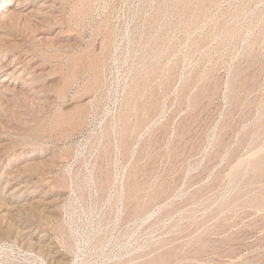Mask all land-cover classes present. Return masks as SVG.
I'll list each match as a JSON object with an SVG mask.
<instances>
[{
    "label": "rangeland",
    "instance_id": "rangeland-1",
    "mask_svg": "<svg viewBox=\"0 0 264 264\" xmlns=\"http://www.w3.org/2000/svg\"><path fill=\"white\" fill-rule=\"evenodd\" d=\"M50 2L0 21V264H264V0Z\"/></svg>",
    "mask_w": 264,
    "mask_h": 264
},
{
    "label": "bare ground",
    "instance_id": "bare-ground-1",
    "mask_svg": "<svg viewBox=\"0 0 264 264\" xmlns=\"http://www.w3.org/2000/svg\"><path fill=\"white\" fill-rule=\"evenodd\" d=\"M8 1H9V0H4L3 3H2V2H1V3H2L3 5H8ZM52 1H54V0H52ZM34 2L38 3V6H37L36 8H38V9H42V8H44V12H45V9H46V8L48 9V8H51V7L53 6V4L50 2V0H15V4L13 3L14 5H13V7H12L11 9H8V10L6 9L4 14L1 13L2 15L0 16V21H4L5 18H8L10 15H13V14L19 13L20 11L28 10V9L30 8L29 6H31ZM58 2H59V1H58ZM9 3H10V2H9ZM11 3H12V2H11ZM86 3H87V1H86ZM2 4H1V5H2ZM1 5H0V6H1ZM58 5H59V4H58ZM1 7H2V6H1ZM2 9H3V8H2ZM184 9H185V8H184ZM187 9H188V7H187ZM57 10H58V9H57ZM40 11H41V10H40ZM174 11H175V10H174ZM178 11H180V9H179ZM184 11H185V10H184ZM189 11H190V10H189ZM28 12H29V11H28ZM30 12H32V10H31ZM57 12H58V11H57ZM176 12H177V11H176ZM186 12H187V11H186ZM193 12H194V11H193ZM32 13H34V12H32ZM36 13H37V11H36ZM46 13H47V12H46ZM50 13H51V12H50ZM21 14H22V13H21ZM23 14H24V13H23ZM28 14H30V13H28ZM38 14H39V13H38ZM179 14H180V13H179ZM190 14H191V12H190ZM42 15H43V14H42ZM185 15H186V13H185ZM185 15H184V16H185ZM29 16H30V15H29ZM40 16H41V14H40ZM50 16H51V15H50ZM56 16H57V15H56ZM10 17H11V16H10ZM13 17H14V16H13ZM21 17H22V16H21ZM34 17H35V16H34ZM47 17H49V16H47ZM190 17H191V15H190ZM51 18H53V17H51ZM51 18H49V19H51ZM80 18H81V15H80ZM183 18H184V17H183ZM185 18H186V17H185ZM14 19H15V18H14ZM39 19H40V18H39ZM177 19H178V18H177ZM6 20H7V19H6ZM22 20H23V19H22ZM181 20H182V19H181ZM183 20L185 21V19H183ZM183 20H182V21H183ZM187 20H188V19H187ZM13 21H14V20H13ZM17 21H18V20H17ZM19 21H20V20H19ZM25 21H26V20H25ZM31 21H32V20H31ZM31 21H30V22H31ZM40 21H41V20H40ZM40 21L37 20V22H40ZM42 21H43V20H42ZM177 21H179V20H177ZM33 22H34V20H33ZM33 22H32V23H33ZM49 22H50V21H49ZM17 23H18V22H17ZM186 24H187V23H186ZM186 24H185V25H186ZM25 25H26V24H25ZM36 25H37V24H36ZM40 25H41V23H40ZM181 25H182V24H181ZM190 25H191V23H190ZM37 26H38V25H37ZM41 26H42V25H41ZM187 26H189V25H187ZM3 27H4V25H3ZM25 27H26V26H25ZM23 28H24V27H23ZM26 28H27V27H26ZM15 29H16V28H15ZM39 29L41 30V28H39ZM7 30H8V29H7ZM12 30H13V29H12ZM14 31H15V30H14ZM25 31H26V30H25ZM25 31H23V32H25ZM28 31H29V30H28ZM32 31H33V29H32ZM18 32H19V31H18ZM34 32H36V30H34ZM3 34H4V33H3ZM21 34H23V33H21ZM26 34H27V32H26ZM28 34H29V32H28ZM28 34H27V35H28ZM1 35H2V34H0V36H1ZM9 36H10V35H9ZM11 36H12V35H11ZM14 36H15V35H14ZM16 36H17V35H16ZM5 37H7V36L5 35ZM12 37H13V36H12ZM39 38H40V37H39ZM2 39H3V38H2ZM28 39H29V38H28ZM35 39H36V38H35ZM157 39H158V38H157ZM157 39H156V40H157ZM160 39H161V38H160ZM11 40H12V38H11ZM4 41H5V40H4ZM15 41H16V40H15ZM18 41H19V40H18ZM159 41H160V40H159ZM1 42H2V41H1ZM8 42H9V39H8ZM37 42H38V41H37ZM105 42H106V41H105ZM9 43H10V42H9ZM26 43H27V42H26ZM38 43H39V42H38ZM157 43H159V42H157ZM161 43H162V42H161ZM3 44H4V43H3ZM5 44H6V43H5ZM14 44H15V43H13V46H12V47H15ZM18 44H19V43H18ZM104 44H105V43H104ZM152 44H153V43H152ZM7 45H8V44H7ZM28 45H29V44H28ZM32 45H33V44H31V48L34 46V45H33V46H32ZM100 45H101V44H100ZM155 45H156V44H155ZM155 45H154V46H155ZM19 46H20V45H19ZM35 46H36V45H35ZM0 47H1V45H0ZM156 47H157V46H156ZM19 48H20V47H19ZM21 48H22V47H21ZM102 48H103V47H102ZM106 48H107V47H106ZM0 49H1V48H0ZM22 49H23V48H22ZM26 49H27V48H26ZM154 49H155V48H154ZM8 50H9V49H8ZM10 50H11V49H10ZM14 50L16 51V49H14ZM15 51H14V52H15ZM24 51H25V50H24ZM24 51H23V52H24ZM32 51H33V50H32ZM101 51H102V50H101ZM9 52H10V51H9ZM155 52H156V51H155ZM4 53H5V52H4ZM97 53H98V52H97ZM156 53H157V52H156ZM0 54H1V53H0ZM5 54H6V53H5ZM10 54H11V53H10ZM17 54H18V52H17ZM27 54H28V53H27ZM31 54H32V53H30V55H31ZM1 55H2V54H1ZM13 55H14V54H13ZM96 55H97V54H96ZM156 55H157V54H156ZM2 56H3V55H2ZM4 56H5V55H4ZM4 56H3V57H4ZM16 56H17V55H16ZM31 56H34V58H36V57H35L36 55H31ZM99 56H100V54L98 55V57H99ZM6 57H7V56H6ZM18 57H19V56H18ZM22 57H23V56H22ZM7 58H8V57H7ZM11 58H13V57H11ZM32 58H33V57H32ZM107 58H108V57H107ZM13 59H15V58H13ZM13 59H12V61H13ZM16 59H17V58H16ZM21 59H22V58H20L19 60H21ZM36 59H37V58H36ZM73 59H74V58H73ZM100 59H101V58H100ZM9 60H10V59H9ZM96 60H97V57H96L95 61H96ZM144 60H145V59H144ZM25 61H26V60H25ZM32 61H33V60H32ZM70 61H71V58H70ZM73 61H74V60H73ZM98 61H99V59H98ZM98 61H97V62H98ZM6 62H8V61H6ZM6 62H5V63H6ZM9 62H10V61H9ZM26 62H27V61H26ZM38 62H39V61H38ZM11 63H12V62H11ZM11 63H9V64L11 65ZM22 63H23V61H22ZM68 63H70V62H68ZM73 63H74V62H73ZM95 63H96V62H95ZM95 63H94V64H95ZM2 64H3V63H2ZM29 64H30V63H29ZM34 64H35V63H34ZM40 64H41V63H40ZM0 65H1V64H0ZM41 65H43V64H41ZM69 65H70V64H69ZM18 66H19V65H18ZM34 66H35V65H34ZM34 66H32V67H34ZM37 66H38V65H37ZM71 66H72V65H71ZM71 66H69V67H71ZM99 66H101V65H99ZM146 66H147V65H146ZM3 67H4V66H3ZM3 67L1 68V70H2V71H5L7 68L5 67V68H6V69H5V68H3ZM15 67H16V66H15ZM21 67H22V66H21ZM23 67H24V64H23ZM28 67H29V66H28ZM138 67H139V66H138ZM38 68H40V67H38ZM11 69H12V68H11ZM11 69H10V70H11ZM25 69H26V68H25ZM34 69H35V68H34ZM67 69H68V68H67ZM70 69H71V68H70ZM70 69H69V70H70ZM94 69H95V68H94ZM98 69H99V68H98ZM19 70H21V69H19ZM28 70H31V69H28ZM39 70H40V69H39ZM42 70H43V69H42ZM99 70H100V69H99ZM25 71H26V70H25ZM36 71H37V70H36ZM8 72H9V71H8ZM15 72H16V71H15ZM39 72H40V71H39ZM39 72H36V73L38 74ZM41 72H43V71H41ZM41 72H40V73H41ZM45 72H46V71H45ZM47 72H48V71H47ZM71 72H72V71H71ZM71 72H70V73H71ZM99 72L102 73L101 71H99ZM3 73H5V72H3ZM13 73H14V72H13ZM36 73H35V74H36ZM8 74H9V73H8ZM25 74H26V73H25ZM28 74H29V71H28ZM41 74H42V73H41ZM3 75H4V74H3ZM3 75H2V76H3ZM30 75H31V74H30ZM44 75H46V74H44ZM47 75H48V74H47ZM47 75H46V77H47ZM67 75H68V73H67ZM141 75H143V73H142ZM4 76H5V75H4ZM39 76H40V74H39ZM48 76H49V75H48ZM69 76H70V75H68V76H66V77H69ZM11 77H12V76H11ZM20 77H21V76H20ZM22 77L25 78L24 76H22ZM26 77H27V76H26ZM32 77H35V75L32 74ZM37 77H38V76H37ZM46 77H45V78H46ZM49 77H50V76H49ZM12 78H13V77H12ZM53 78H54V77H53ZM55 78H56V77H55ZM70 78H71V76H70ZM137 78H138V77H137ZM8 79H9V78H8ZM36 79H37V78H36ZM40 79H41V77H40ZM43 79H44V78H43ZM43 79H41V80H43ZM62 79H65V78H62ZM62 79H61V80H62ZM71 79H72V78H71ZM91 79H93V77H91ZM2 80L4 81L5 78L3 77ZM12 80H13V79H12ZM37 80H38V79H37ZM51 80H52V79H51ZM61 80H60V81H61ZM135 80H136V78H135ZM22 81H23V80H22ZM29 81H30V80H29ZM43 81H44V80H43ZM67 81H68V80H67ZM92 81H93V80H92ZM92 81H90V83H91ZM20 82H21V81H20ZM48 82H49V80H48ZM57 82H58V81H57ZM65 82H66V81H65ZM70 82H71V81H70ZM133 82H134V79H133ZM7 83H8V82H7ZM26 83H27V82H26ZM28 83H29V82H28ZM28 83H27V86H30L31 84H28ZM36 83H38V82H36ZM40 83H41V81H40ZM46 83H47V82H46ZM63 83H64V82L62 81V85H63ZM67 83H68V82H67ZM83 83H84V82H83ZM86 83H87V82H86ZM24 84H25V82H24ZM43 84H44V83H43ZM50 84H51V83H50ZM54 84H55V83H54ZM60 84H61V82H60ZM68 84H70V83H68ZM98 84H99V83H98ZM136 84H137V83H136ZM0 85H1V84H0ZM44 85H45V84H44ZM48 85H49V84H48ZM55 85H56V84H55ZM90 85H91V84H90ZM13 86H14V85H13ZM17 86H18V85H17ZM39 86H40V85H39ZM58 86H59V85H58ZM32 87H33V86H32ZM41 87H43V86H41ZM48 87H49V86H48ZM52 87L54 88L55 86H52ZM91 87H92V86H91ZM94 87H95V86H94ZM1 88H2V86H1ZM6 88H7V87H6ZM11 88H12V87H11ZM11 88H10V89H11ZM38 88H40V87H38ZM44 88H45V87H44ZM57 88H58V87H57ZM14 89H15V88H14ZM23 89H24V88H23ZM26 89H29V88H26ZM30 89H31V87H30ZM54 89H55V88H54ZM58 89H59V88H58ZM63 89H64V87H62V90H63ZM66 89H68V88H66ZM82 89H83V88H82ZM0 90H1V89H0ZM16 90H17V89H16ZM24 90H25V89H24ZM24 90H23V91H24ZM32 90H33V89H32ZM43 90H44V89H43ZM49 90H50V89H49ZM49 90H48V91H49ZM64 90H65V89H64ZM78 90H79V89H78ZM1 91H2V90H1ZM11 91H12V93H13V90H11ZM14 91H15V90H14ZM19 91H21V90H19ZM29 91H30V90H29ZM45 91H46V90H45ZM50 91H52V89H51ZM66 91H67V90H66ZM66 91H64V92H66ZM5 92H7V91H5ZM9 92H10V91H9ZM24 92H25V94H27V93H26L27 91H24ZM31 92H32V91H31ZM43 92H44V91H43ZM53 92H54V91H53ZM62 92H63V91H62ZM18 93H19V92H18ZM20 93H21V92H20ZM127 93H128V92H127ZM0 94H1V93H0ZM48 94H50V93H48ZM62 94H63V95H61V96L63 97L66 93H62ZM1 95H2V94H1ZM10 95H13V94H10ZM31 95H32V94H31ZM54 95L56 96V94H54ZM18 96H19V95H18ZM21 96H23L22 93H21ZM25 96H26V95H25ZM41 96H42V95H41ZM43 96H44V94H43ZM57 96H58V94H57ZM78 96H79V94H78ZM85 96H86V95H85ZM89 96H90V95H89ZM142 96H143V94H142ZM142 96H141V97H142ZM62 97H60V98H62ZM127 97H128V95H127ZM3 98H5V97H3ZM3 98H2V99H3ZM58 98H59V96H58ZM25 99H26V98H25ZM39 99H40V98H39ZM83 99H84V98H83ZM126 99H127V98H126ZM129 99H130V98H129ZM77 100H78V98H76V101H77ZM131 100H132V99H131ZM131 100H130V101H131ZM127 101H128V100H127ZM130 101H129V102H130ZM139 101H140V99H139ZM87 102H88V101H87ZM129 102H128V103H129ZM136 102H137V101H136ZM140 102H141V101H140ZM43 103H44V102H43ZM45 103H46V102H45ZM125 103H126V102H125ZM133 103H134V102H133ZM34 104H35V101H34ZM41 104H42V103H41ZM46 104H47V103H46ZM71 105H72V104H71ZM80 105H81V104H80ZM85 105H86V103H85ZM134 105L136 106L135 103H134ZM137 105H140L139 102L137 103ZM38 106H39V105H38ZM42 106H43V104H42ZM42 106H40V107H42ZM10 107H11V106H10ZM74 107H75V106H74ZM78 107H80V109H81V106H78ZM128 107H131V106L128 105ZM141 107H142V106H141ZM123 108H124V107H123ZM133 108H134V107H133ZM133 108H132V109H133ZM138 108H139V107H138ZM8 109H9V108H8ZM10 109H11V108H10ZM12 109H13V108H12ZM60 109H61V108H60ZM74 109H75V108H74ZM83 109H84V108H83ZM127 109H129V108H127ZM127 109H126V110H127ZM17 110H18V108H17ZM63 110H64V109H63ZM76 110H77V108H76ZM76 110H75V111H76ZM134 110H136V109H134ZM134 110H133V111H134ZM11 111H12V110H11ZM19 111H20V110H19ZM57 111H58V110H57ZM14 112H15V111H14ZM17 112H18V111H17ZM67 112H68V111H67ZM69 112H70V111H69ZM76 112H77V111H76ZM131 112H132V110H131ZM131 112H130V113H131ZM135 112H136V111H135ZM12 113H13V112H12ZM59 113H60V116H61L64 112H63L62 114H61V112H59ZM70 113H71V112H70ZM77 113H78V112H77ZM123 113H124V112H123ZM57 114H58V113H57ZM133 114H134V113H133ZM133 114H132V115H133ZM13 115H14V114H13ZM73 115H74V114H73ZM121 115H122V114H121ZM0 116H1V115H0ZM20 116H21V115H20ZM57 116H58V115H57ZM57 116H54V119H55V117L57 118ZM60 116H59V117H60ZM62 116H63V115H62ZM118 116H119V115H118ZM59 117L57 118L58 120H59ZM120 117H121V116H120ZM125 117H126V116H125ZM129 117H130V116H129ZM132 117H133V116H132ZM21 118H22V117H21ZM54 119L52 118V121H53ZM57 119H56V120H57ZM72 119H73V118H72ZM120 119H121V118H120ZM128 119H129V118H128ZM3 120H4V119H3ZM63 120H64V119H63ZM74 120H75V119H74ZM0 121H1V120H0ZM53 122H54V121H53ZM1 123H3V122L1 121ZM4 123H5V122H4ZM56 123L58 124V121H57ZM66 123H67V122H66ZM66 123H65V124H66ZM125 123H126V122H125ZM54 124H55V123H54ZM63 124H64V123H63ZM58 125H59V124H58ZM124 125H125V124H124ZM129 125H130V124H129ZM56 126H57V125H56ZM126 128H127V127H126ZM126 128L124 127V129H126ZM129 128H130V127H129ZM124 129H123V130H124ZM127 130H128V128H127ZM127 130H126V131H127ZM3 132H4V131H3ZM9 132H11V131H9ZM118 132H119V131H118ZM124 132H125V130H124ZM129 132H131V131L129 130ZM129 132H128V133H129ZM6 133H8V131H7ZM15 133H16V132H14V134H15ZM0 134H1V133H0ZM4 134H5V133H4ZM8 134H9V133H8ZM11 135H12V134H11ZM125 135H126V134H125ZM258 135H259V134H258ZM3 136H4V135H3ZM5 136H6V135H5ZM8 136H9V135H8ZM127 136H128V135H127ZM121 137H122V135H121ZM5 138H6V137H5ZM122 138H123V137H122ZM6 141H7V140H6ZM11 141H12V140H11ZM11 141H10V142H11ZM10 142H9V143H10ZM6 143H7V142H6ZM0 144H1V143H0ZM4 144H5V143H4ZM10 144H12V143H10ZM11 146H12V145H11ZM11 146H10V147H11ZM0 147H1V146H0ZM10 147H9V148H10ZM10 149H11V148H10ZM13 149H14V148H13ZM8 150H9V149H8ZM2 151H3V150H2ZM15 151H16V150H15ZM7 152H8V151H7ZM9 152H10V151H9ZM11 152H12V151H11ZM16 153H17V152H16ZM6 154H7V153H6ZM24 154H25V153H24ZM1 155H2V154H1ZM4 155H5V154H4ZM10 155H11V154H10ZM13 156H14V155H13ZM17 156H18V155H17ZM24 156H25V155H24ZM1 157H2V156H1ZM20 157H21V156H20ZM25 157H26V156H25ZM7 159H8V158H7ZM18 159H19V158H18ZM31 161H32V160H31ZM31 161H30V162H31ZM33 161H34V160H33ZM35 161H36V160H35ZM35 161H34V162H35ZM11 163H12V162H11ZM31 163H33V162H31ZM39 163H40V162H39ZM42 163H43V162H42ZM44 163H45V162H44ZM14 164H15V163H14ZM2 165H3V164H2ZM22 165H23V164H22ZM24 165H25V164H24ZM45 165H46V164H45ZM249 165H250V164H249ZM19 166H20V165H19ZM41 166H42V165H41ZM250 166H252V165H250ZM6 167H7V166H6ZM9 167H10V166H9ZM23 167H24V166H23ZM29 167H31V165H29ZM32 167H33V166H32ZM39 167H40V166H39ZM243 167H244V165H243ZM245 167H246V166H245ZM25 168H26V167H25ZM250 168H251V167H250ZM254 168H255V167H253V169H254ZM7 169H8V168H7ZM16 169L18 170V168H16ZM35 169H37V168L35 167ZM247 169H248V168H247ZM247 169H246V170H247ZM14 170H15V169H14ZM14 170H13V172L16 171V170H15V171H14ZM19 170H20V169H19ZM27 170H28V169H27ZM29 170H30V168H29ZM33 170H34V167H33ZM242 170H244V169H242ZM246 170H245V171H246ZM22 171H23V170H22ZM36 171H37V170H36ZM254 171H255V170H254ZM254 171H253V172H254ZM9 172H10V171H9ZM23 172H24V171H23ZM250 172H252V170H251ZM24 173H25V172H24ZM28 173H30V172H28ZM28 173H27V174H28ZM246 173H247V172H246ZM9 174H10V173H9ZM12 174H14V173H12ZM15 174H16V173H15ZM17 174H20V173H17ZM128 174H130V173H128ZM33 175H34V174H33ZM33 175H31V176H33ZM36 175H37V174H36ZM130 175H131V174H130ZM241 175H242V174H241ZM249 175H250V174H249ZM3 176H4V175H3ZM12 176H13V175H12ZM28 176H29V175H28ZM34 176H35V175H34ZM132 176H133V175H132ZM14 177H15V176H14ZM16 178H17V175H16ZM22 178H23V177H22ZM29 178H30V177H29ZM31 178H33V177H31ZM31 178H30V179H31ZM133 178H136V177H133ZM240 178H241V177H240ZM8 179H9V178H8ZM8 179H7V180H8ZM12 179H13V178H12ZM27 179H28V178H27ZM38 179H39V178H38ZM127 179H128V177H127ZM14 180H15V179H14ZM36 180H37V179H36ZM136 180H137V179H136ZM5 181H6V179H5ZM5 181H4V182H5ZM15 181H16V180H15ZM27 181H28V180H27ZM27 181H26V182H27ZM132 181H133V180H132ZM23 182H24V181H23ZM38 182H39V181H38ZM38 182H37V183H38ZM127 182H130V181L127 180ZM134 182H135V181H134ZM134 182H132V183H134ZM239 182H240V181H239ZM5 183H6V182H5ZM8 183H11V182H8ZM8 183H7V184H8ZM108 183H109V182H108ZM135 183H136V182H135ZM236 183H237V182H236ZM7 184H5V185H7ZM18 184H19V183H18ZM18 184H17V185H18ZM20 184H21V183H20ZM23 184H24V183H23ZM35 184H36V183H35ZM35 184H34V185H35ZM110 184H111V183H110ZM237 184H238V183H237ZM40 185H41V184H40ZM104 185H105V184H104ZM124 185H125V184H123V186H124ZM127 185H129V184H127ZM136 185H137V184H136ZM231 185H232V184H231ZM10 186H11V185H10ZM20 186H21V185H20ZM37 186H39V185H37ZM228 186H229V185H228ZM1 187H2V186H1ZM16 187H17V186H16ZM16 187H15V188H16ZM24 187H25V186H24ZM35 187H36V186H35ZM101 187H102V186H101ZM126 187H127V186H125L124 189H125ZM129 187H130V186H129ZM234 187H235V186H234ZM7 188H8V187H7ZM17 188H18V187H17ZM26 188H27V187H26ZM106 188H107V187H106ZM133 188H134V187H133ZM1 189H2V188H1ZM31 189H32V188H31ZM36 189H37V188H36ZM41 189H42V188H41ZM127 189H128V187H127ZM131 189H132V188H131ZM2 190H3V189H2ZM11 190H13V189H11ZM17 190H18V189H16V191H17ZM20 190H21V188H20ZM28 190H30V189H28ZM32 190H33V189H32ZM128 190H129V189H128ZM229 190H230V188H229ZM34 191H35V190H34ZM43 191H44V189H43ZM123 191H124V190H123ZM132 191H133V190H132ZM132 191H131V192H132ZM2 192H3V191H2ZM4 192H5V191H4ZM8 192H9V191H8ZM17 192H18V191H17ZM45 192H46V190H45ZM47 192H49V191L47 190ZM104 192H105V191H104ZM120 192H121V191H120ZM129 192H130V191H129ZM133 192H135V191H133ZM133 192H132V193H133ZM225 192H226V191H225ZM225 192H224V193H225ZM230 192H231V191H230ZM123 193H125V192H123ZM5 194H6V193H5ZM5 194H4V195H5ZM26 194H27V193H26ZM31 194H32V193H31ZM42 194H44V193H42ZM125 194H126V193H125ZM128 194H131V193H128ZM38 195H39V194H38ZM224 195H225V194H224ZM226 195H227V194H226ZM10 196H11V195H10ZM10 196H9V197H10ZM16 196H17V195H16ZM30 196H31V195H30ZM42 196H43V195H42ZM40 197H41V196H40ZM2 199H3V198H2ZM38 199H39V198H38ZM42 199H43V198H42ZM5 200H6V199H5ZM31 200H32V199H31ZM145 200H146V199H145ZM245 200H247V199H245ZM1 201H2V200H1ZM13 201H14V200H13ZM21 201H22V200H21ZM27 201H28V200H27ZM32 201H33V200H32ZM35 201H37V200H35ZM41 201L43 202V200H41ZM41 201H39V202H41ZM147 201H148V200H147ZM195 201H196V200H195ZM4 202H5V201H4ZM6 202H7V201H6ZM8 202H9V200H8ZM8 202H7V203H8ZM16 202H18V201H16ZM29 202H30V201H29ZM42 202H41V203H42ZM44 202H45V201H44ZM47 202H48V201H47ZM218 202H219V201H218ZM243 202H244V200H243ZM21 203L24 204V202H21ZM31 203L33 204V202H31ZM37 203H38V202H37ZM37 203H36V205H37ZM147 203H148V202H147ZM147 203H146V204H147ZM226 203H227V202H226ZM19 204H20V203H19ZM25 204H28V203H25ZM38 204H39V203H38ZM228 204H229V202H228ZM30 205H31V204H30ZM41 205H42V204H41ZM46 205H47V204H46ZM49 205H50V204H49ZM140 205H141V204H140ZM143 205H144V204H143ZM226 205H227V204H226ZM230 205H231V204H230ZM230 205H229V206H230ZM21 206H22V205H20V207H21ZM27 206H28V205H27ZM7 207H8V206H7ZM7 207L4 206V208H6L5 210L9 211V210L7 209ZM11 207H12V205H11ZM11 207H9V208H11ZM14 207H18V206L14 205ZM28 207H29V206H28ZM28 207H26V208H28ZM42 207H43V206H42ZM50 207H51V206H50ZM142 207H143V206H142ZM4 208H3V209H4ZM12 208H13V207H12ZM12 208H11V209H12ZM23 208H24V206H23ZM36 208H38V207H36ZM3 209H2V210H3ZM11 209H10V210H11ZM28 209H29V208H28ZM41 209H42V208H41ZM41 209H40V210H41ZM48 209H49V208H48ZM19 210H20V209H19ZM30 210H31V209H30ZM36 210H37V209H36ZM51 210H52V209H51ZM15 211H16V210H15ZM33 211H34V210H33ZM44 211H45V209H44ZM44 211H43V212H44ZM17 212H18V210H17ZM19 212H20V211H19ZM21 212H23L22 209H21ZM21 212H20V213H21ZM24 212L26 213L25 210H24ZM27 212H28V211H27ZM50 212H51V211H49V213H50ZM0 213H1V212H0ZM7 213H8V212H7ZM7 213H6V214H7ZM34 213H35V212H34ZM34 213H33V214H34ZM36 213H37V212H36ZM46 213H47V212H46ZM52 213H55V212H52ZM10 214H11V213H10ZM33 214H32V215H33ZM38 214H39V213H38ZM2 215H3V214H2ZM28 215H29V214H28ZM30 215H31V214H30ZM40 215H41V213H40ZM52 215H53V214H52ZM7 216H8V215H7ZM33 216H34V215H33ZM38 217H39V215H38ZM2 218H3V217H2ZM2 218H1V219H2ZM36 218H37V217H36ZM36 218H35V219H36ZM40 219H41V218H40ZM2 220H3V219H2ZM2 220H0V221L2 222ZM1 222H0V225H1ZM4 222H5V221H4ZM6 224H7V223H6ZM8 225H9V223H8ZM5 226H6V225H5ZM5 226H3V227H5ZM9 226H10V225H9ZM11 228H12V227H11ZM16 228H17V227H16ZM6 229H8V231H9V228H8V227H7ZM4 230H5V229H4ZM10 230H11V229H10ZM14 230H15V229H14ZM0 231H1V230H0ZM15 232H16V230H15ZM22 232H23V230H22ZM43 232H44V230H43ZM2 233H3V231H2ZM8 233H9V232H8ZM11 233H12V232H11ZM18 233H19V232H18ZM20 233H21V232H20ZM46 233H47V232H46ZM0 235H1V232H0ZM9 235H12V234H9ZM27 235H28V234H27ZM39 235H40V234L38 233V236H39ZM25 236H26V235H25ZM40 236H41V235H40ZM45 236H46V235H45ZM47 236H49V235H47ZM9 237H10V236H9ZM28 237H29V236H28ZM4 238H5V236H4ZM10 238H11V237H10ZM25 238H26V237H25ZM43 238H44V237H43ZM46 238H47V237H46ZM22 239H23V238H22ZM22 239H21V241H22ZM37 239H38V238H37ZM47 239H48V238H47ZM49 239H50V238H49ZM49 239H48V240H49ZM24 240H25V239H24ZM28 241H29V240H28V238H27V242H28ZM34 241H35V240H34ZM44 241H45V239H44ZM49 241H51V240H49ZM25 242H26V241H25ZM37 242H38V241H37ZM164 242H165V241H164ZM22 243H23V242H22ZM53 243H55V242H53ZM53 243H52V244H53ZM31 245H32V244H31ZM42 245H43V244H42ZM54 245H55V244H54ZM25 246H26V245H25ZM36 246H37V245H36ZM38 246H39V245H38ZM48 246H50V245H48ZM48 246H47V247H48ZM26 247H27V246H26ZM32 248H33V247H32ZM55 248H56V247H55ZM35 249H36V248H35ZM34 251H35V250H34ZM45 251H46V250H45ZM176 251H177V250H176ZM38 252H39V251H38ZM53 252H54V251H53ZM45 256H46V255H45ZM47 256H48V255H47ZM50 256H51V255H50ZM51 257H52V256H51ZM52 258H53V257H52ZM52 258H51V259H52ZM65 258H66V257H65ZM67 258H68V257H67ZM159 258H160V257H159ZM164 258H165V257H164ZM63 259H64V257H63ZM61 260H62V259H61ZM47 261H48V259H47ZM50 261H51V260H50ZM53 261H54V260H53ZM59 261H60V259H59ZM56 262H57V261H56ZM64 262H65V261H64ZM160 263H161V261H160ZM55 264H56V263H55ZM58 264H60V263H58ZM64 264H65V263H64ZM145 264H146V263H145Z\"/></svg>",
    "mask_w": 264,
    "mask_h": 264
}]
</instances>
